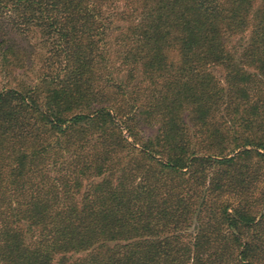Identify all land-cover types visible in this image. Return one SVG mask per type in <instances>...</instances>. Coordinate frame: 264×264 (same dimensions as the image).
Listing matches in <instances>:
<instances>
[{"label":"trees","instance_id":"1","mask_svg":"<svg viewBox=\"0 0 264 264\" xmlns=\"http://www.w3.org/2000/svg\"><path fill=\"white\" fill-rule=\"evenodd\" d=\"M2 82L0 264H264V0H0Z\"/></svg>","mask_w":264,"mask_h":264},{"label":"rangeland","instance_id":"2","mask_svg":"<svg viewBox=\"0 0 264 264\" xmlns=\"http://www.w3.org/2000/svg\"><path fill=\"white\" fill-rule=\"evenodd\" d=\"M24 43H23V46L24 47H31L29 44H34L35 43V41L33 40V42H29V41H23ZM21 45H22V43H21ZM2 85H3V82H2V84L0 83V88L2 87Z\"/></svg>","mask_w":264,"mask_h":264}]
</instances>
